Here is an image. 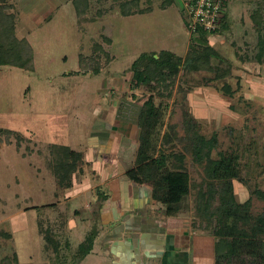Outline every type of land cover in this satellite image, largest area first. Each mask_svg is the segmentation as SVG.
<instances>
[{
    "label": "rangeland",
    "instance_id": "374dc122",
    "mask_svg": "<svg viewBox=\"0 0 264 264\" xmlns=\"http://www.w3.org/2000/svg\"><path fill=\"white\" fill-rule=\"evenodd\" d=\"M73 1L11 0L16 34L33 48L34 71L0 67V264L6 259L18 264H58L63 259L70 264L115 263L113 253L102 249L109 228H99V202L91 203L94 192L67 204L57 194L47 166L49 146L62 144L84 152L97 136L102 150L117 135L118 142L132 139L130 152L135 150V156L141 130L138 114L151 95L157 104L166 105L167 136L160 149L171 156V163L181 158L190 178L179 217H188L195 231H205L214 241L216 222L207 224L196 213L199 192L207 193L209 180L204 164H197L189 149L187 123L196 125L206 139L216 138L213 159L237 156L241 181H233L235 200L250 203L253 215H263L264 57L259 62L256 56H264V0H227L229 29L212 35L217 39L208 37L216 55L210 60L214 69H181L174 83L155 82L152 92L136 86L133 66L142 56L163 51L186 57L192 38L187 1L164 8L165 0H88L83 22ZM129 3L144 14L125 17ZM99 46L113 58L110 64ZM92 55L105 66L99 73L80 68V56ZM111 125L117 129L109 136ZM84 168L99 179L90 166ZM215 198L211 211L219 207ZM89 237L96 248L74 262L78 247ZM212 258L215 264V252Z\"/></svg>",
    "mask_w": 264,
    "mask_h": 264
},
{
    "label": "trees",
    "instance_id": "16d2710c",
    "mask_svg": "<svg viewBox=\"0 0 264 264\" xmlns=\"http://www.w3.org/2000/svg\"><path fill=\"white\" fill-rule=\"evenodd\" d=\"M164 2L167 4L164 8H168L177 0H165ZM87 3L88 0L73 1L80 22L87 21L84 17ZM127 6V9L123 10L125 17L144 14L142 10H134L137 8L135 3H129ZM14 9L15 6L11 0H0V67L9 66L23 71H34L33 48L28 39L19 38L16 34L17 17L13 12ZM259 12L257 14H260ZM254 20L259 22L256 16ZM228 29L229 24L224 12L215 31L200 32L192 36L191 46L185 58L164 51L159 55L154 53L150 56H142L133 66L136 86H145L152 92L157 89L155 82L159 85L167 82L174 83L181 69L191 72L204 69L213 70L210 60L216 55L208 45V37L220 35ZM260 47L262 48L261 54H263L264 44L262 43ZM98 52L103 53L109 59V64L113 61V58L108 56L101 46L98 47ZM262 57L264 56H256L259 62ZM79 64L81 70L92 69L94 73L101 72L105 67L99 56L93 55L80 56ZM218 74L217 76L221 77V74ZM152 96L144 102L138 114V125L141 128L138 147L134 166L127 172V176L132 182L147 185L152 189L154 201L162 206V209L153 214L159 217L163 210L167 218H178L184 213L180 205L189 194L190 178L181 158L171 163V156L162 151V148L160 149L161 139L167 136L166 133L163 134L166 105L157 104ZM187 124L188 130L192 129V124ZM188 146L194 161L200 165L204 164L209 180L206 183L207 193L199 192L196 213L197 217L206 221L207 224L211 219L216 222V227H214L211 221L212 235L215 239V264H264V214L255 216L251 212L250 203L239 204L235 200L233 181H241L237 156L220 155L213 159L211 151L216 146V138L206 141L200 134L193 131ZM48 156L47 166L55 177L59 191L57 194L61 197L62 192L73 187L74 176L78 178L83 175L84 153L66 145L51 144ZM170 164L172 165L169 166ZM215 197L218 198L219 207L211 211ZM54 206L55 204L46 205L51 208ZM56 250H58L57 246ZM92 250L93 239L89 237L78 247L73 261L84 259ZM66 262L67 260L63 259L58 264H70ZM4 263L18 264L16 260L11 259H6Z\"/></svg>",
    "mask_w": 264,
    "mask_h": 264
},
{
    "label": "crops",
    "instance_id": "0c3cea01",
    "mask_svg": "<svg viewBox=\"0 0 264 264\" xmlns=\"http://www.w3.org/2000/svg\"><path fill=\"white\" fill-rule=\"evenodd\" d=\"M184 1L188 0H181ZM217 38L210 36L209 41ZM115 127L107 128L109 136L117 129ZM118 140L117 135L113 142L109 138L104 144L106 148L101 150L99 138H91L83 152L85 164L99 179L91 178L84 168L83 175L74 176L73 187L60 197L63 204L94 192L91 203L99 202L95 207L100 217L99 228L103 231L109 228L104 236L99 233L104 242L102 249L113 253L114 264H212L215 239L213 241L203 230L195 231L193 222L189 223L186 216L166 218L163 210L159 217L153 214L162 206L154 201L152 189L135 185L125 176L135 159L131 156L135 153L132 139L125 137L123 147ZM101 194L105 196L103 200ZM85 209L89 210L90 205L86 204Z\"/></svg>",
    "mask_w": 264,
    "mask_h": 264
},
{
    "label": "built area",
    "instance_id": "2783aa9c",
    "mask_svg": "<svg viewBox=\"0 0 264 264\" xmlns=\"http://www.w3.org/2000/svg\"><path fill=\"white\" fill-rule=\"evenodd\" d=\"M226 0H189L185 8L188 9L187 28L191 36L200 32L215 31L218 22L224 14Z\"/></svg>",
    "mask_w": 264,
    "mask_h": 264
},
{
    "label": "flooded vegetation",
    "instance_id": "af4514ba",
    "mask_svg": "<svg viewBox=\"0 0 264 264\" xmlns=\"http://www.w3.org/2000/svg\"><path fill=\"white\" fill-rule=\"evenodd\" d=\"M187 129H188V127H187ZM191 130V136H192V131L193 132H197L198 134H200V132L198 131V129H197V126L195 125H192V129H190ZM201 135V134H200ZM202 136V135H201ZM203 137V136H202ZM214 137V136H213ZM206 141H210V140H208V139H206L205 137H203ZM212 139H214V138H212ZM218 141V140H217ZM124 143H125V137H123L122 138V141H121V143H120V146H124ZM217 145V144H216ZM216 147V146H215ZM215 147H213L212 148V151H211V157H213L212 156V153H213V151L215 150ZM224 156H227V155H225V154H223ZM134 161H135V159H134ZM133 166H134V162H133V164L131 165V167L129 168V169H127L126 170V172H125V176L128 178V176H127V172L131 169V168H133ZM129 179V178H128ZM129 181H131V180H129ZM131 183H133V184H135V185H138V184H136L135 182H132L131 181Z\"/></svg>",
    "mask_w": 264,
    "mask_h": 264
}]
</instances>
